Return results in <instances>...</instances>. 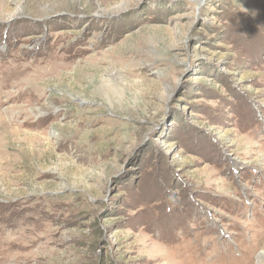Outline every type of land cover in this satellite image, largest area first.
I'll use <instances>...</instances> for the list:
<instances>
[{
	"label": "rangeland",
	"instance_id": "rangeland-1",
	"mask_svg": "<svg viewBox=\"0 0 264 264\" xmlns=\"http://www.w3.org/2000/svg\"><path fill=\"white\" fill-rule=\"evenodd\" d=\"M0 264H264V0H0Z\"/></svg>",
	"mask_w": 264,
	"mask_h": 264
}]
</instances>
